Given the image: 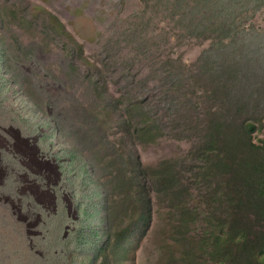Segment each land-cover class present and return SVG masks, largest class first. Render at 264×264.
Segmentation results:
<instances>
[{
    "label": "rangeland",
    "instance_id": "obj_1",
    "mask_svg": "<svg viewBox=\"0 0 264 264\" xmlns=\"http://www.w3.org/2000/svg\"><path fill=\"white\" fill-rule=\"evenodd\" d=\"M214 14L236 16L220 48L184 24ZM213 117L226 135L264 140V0H0V264H158L169 214L198 239L233 191L212 167ZM144 121L153 141L136 133ZM168 167L191 186L156 185ZM40 175L68 215L35 201ZM124 231L136 236L114 246ZM183 254L173 263L213 264Z\"/></svg>",
    "mask_w": 264,
    "mask_h": 264
},
{
    "label": "trees",
    "instance_id": "obj_2",
    "mask_svg": "<svg viewBox=\"0 0 264 264\" xmlns=\"http://www.w3.org/2000/svg\"><path fill=\"white\" fill-rule=\"evenodd\" d=\"M235 18V15L226 14L224 18L217 17L216 19V14H214L213 20L208 26L192 19L184 24L188 32L197 29L196 36H203L204 33H207L211 37L213 34V39L216 40V45L220 48L223 39L234 38L238 33L235 23L233 26H226L227 21L231 19L234 22ZM50 19L52 23H55L52 17ZM254 128L252 123H246L242 129L249 138L250 132ZM221 129H223V124L213 117L214 136L207 142L214 151L213 169L219 173L222 169L226 185L231 183L233 186L232 196L224 195L229 208L220 215L213 213L212 216L211 214L202 233H197L200 236L198 239L191 233L193 229L186 221L175 223L169 214L168 220L165 221L169 230L166 232L164 228L161 233L163 245L168 250L165 256L158 261V264H174V258L177 257L181 262H185L183 252L187 249H190L197 259L208 254L213 259V264H264V140H260L259 144L252 143V140H243L237 130L235 133L231 132L226 135ZM135 130L137 134H141L145 142L153 141L155 138V135L150 133L151 128L145 121L138 124ZM218 138H220V142H218ZM193 156L198 160H203L201 158L207 157L208 152L206 148H198L194 151ZM236 168L239 169L236 170ZM207 169L206 172L203 167L198 170L203 175L205 183H207L209 172ZM238 173L239 176H237ZM243 173L244 175L241 176ZM154 178L155 184H160L164 190L168 187L191 186L187 182H180L179 173L170 167H168L166 179L158 175ZM174 190L176 193L177 191L179 194L181 193L180 188ZM169 213H172V210ZM171 220L174 224L170 223ZM190 224L194 226L193 217L190 219ZM114 236H116V241L113 245L120 244V247L135 237L136 233L126 234L124 231L122 234L117 232ZM179 242L184 245L181 250L176 245ZM129 249L132 250V248ZM122 250L124 251L120 252V256L127 251ZM176 251L177 253H175ZM98 252H103V247ZM173 255L176 257L173 258Z\"/></svg>",
    "mask_w": 264,
    "mask_h": 264
},
{
    "label": "bare ground",
    "instance_id": "obj_3",
    "mask_svg": "<svg viewBox=\"0 0 264 264\" xmlns=\"http://www.w3.org/2000/svg\"><path fill=\"white\" fill-rule=\"evenodd\" d=\"M28 141V140H27ZM16 142V141H15ZM24 142V141H23ZM26 142V141H25ZM9 143V142H8ZM27 145V144H26ZM14 147V146H13ZM15 148V147H14ZM30 148V147H29ZM5 149V148H4ZM34 150V149H33ZM7 151V150H6ZM10 151V150H9ZM41 151V150H40ZM40 153V152H39ZM16 155V154H15ZM31 155V154H30ZM17 156V155H16ZM14 158V157H13ZM30 158V157H29ZM37 158V157H36ZM1 159V158H0ZM44 159V158H43ZM2 160H4V159H2ZM8 160V159H7ZM39 160V159H38ZM9 161V160H8ZM41 161V160H40ZM40 161H37V164L39 165V166H43V164L40 162ZM5 161H3V163H4ZM33 162V161H32ZM48 163V162H47ZM50 163V162H49ZM11 164H12V162H11ZM34 164V163H33ZM47 165V164H46ZM8 166H9V164H8ZM5 167V166H4ZM15 167V166H14ZM14 167H13V169H14ZM44 167V166H43ZM10 168H11V166H10ZM41 168V167H40ZM40 168H39V171H40ZM46 168V167H45ZM18 169V168H17ZM17 169L15 170V171H17ZM24 169V168H23ZM22 170V169H21ZM32 170V169H31ZM4 171V170H3ZM38 171V172H39ZM10 172V171H9ZM20 172V171H19ZM22 172V171H21ZM3 174H4V172H2ZM7 174V171L5 172V175ZM8 174H10V173H8ZM27 174V173H26ZM39 174V173H38ZM41 174V173H40ZM15 175V174H14ZM14 175H12V176H14ZM28 175V174H27ZM37 175V174H36ZM16 176V175H15ZM24 176H26V175H24ZM35 176V175H34ZM39 176V175H38ZM58 177V176H57ZM28 178V177H27ZM26 178V179H27ZM40 178H41V180H40V182H33L32 184V186L31 187H34V189H35V191H36V193H39L40 195H41V197L43 198V199H37L36 198V202L39 204L40 203V208L42 209H44V210H46V212H51V213H49V214H53L54 215V217L55 216H58V215H62V213H63V210H62V207H66V208H64V209H66V211H64V214L66 213V215H68V210H69V207L71 206V203L68 205V208H67V206L66 205H64V204H61V202L63 201V197H62V195H60V196H58L57 195V193H56V191L58 192V190H56V183H53V185H51V180H50V182H49V180H48V178H47V176H46V180L44 179V178H42L41 177V175H40ZM39 178V179H40ZM4 179H5V177H4ZM31 179V178H30ZM34 180V179H33ZM57 180V179H56ZM26 181H28V180H26ZM1 182V181H0ZM31 182V181H30ZM28 184V183H27ZM3 185H5V183H0V186H3ZM6 186H8V185H6ZM10 186V185H9ZM12 186V185H11ZM24 186H27V187H30V185L28 186V185H24ZM55 186V187H54ZM14 187H15V185H14ZM5 189V188H4ZM57 189H58V187H57ZM61 189V188H60ZM10 190V189H9ZM61 192H62V189H61ZM63 193V192H62ZM24 195V194H23ZM48 196L50 197L49 199H48ZM2 197V196H1ZM0 197V198H1ZM5 197V196H4ZM3 197V198H4ZM9 197V196H8ZM2 200V199H1ZM10 200V199H9ZM61 200V201H60ZM67 200V199H66ZM23 201V200H22ZM35 201H33V202H35ZM7 202V201H6ZM20 202V201H19ZM32 202V203H33ZM21 203V202H20ZM64 203V202H63ZM9 204V203H8ZM16 204V203H15ZM28 205V208H30L31 209V213L33 214V210H32V208L34 207V205H31V203H27ZM34 204V203H33ZM37 204V205H38ZM67 204V203H66ZM23 205H25V204H23ZM30 205H31V207H30ZM36 205V204H35ZM64 205V206H63ZM13 206H15V205H13ZM26 207V206H25ZM23 208V207H22ZM39 208V211L41 210ZM16 209V208H15ZM42 209V210H43ZM71 209V208H70ZM77 209V208H76ZM25 210H26V208H25ZM37 210V209H36ZM61 210V211H60ZM74 210V209H73ZM38 211V210H37ZM59 211L61 212V214L59 213ZM24 212V211H23ZM29 213H30V211H28ZM41 212V211H40ZM45 212V213H46ZM25 213V212H24ZM59 213V214H58ZM74 213L76 214V210L74 211ZM27 214V213H26ZM34 214H36V213H34ZM20 215V214H19ZM30 215V214H29ZM65 215V216H66ZM39 216V215H38ZM42 216V215H41ZM59 216V217H60ZM23 217V216H22ZM27 217V216H26ZM32 218H33V216H31ZM30 217V218H31ZM53 217V216H52ZM53 217V218H54ZM62 217V216H61ZM75 217H77V216H75ZM24 218H25V216H24ZM31 218V219H32ZM28 219V218H27ZM39 219V218H38ZM46 219H47V217H46ZM54 219H56V218H54ZM63 219V218H62ZM28 220H30V219H28ZM33 220V219H32ZM35 220V219H34ZM46 221V220H45ZM59 220H57V222H58ZM63 221V220H62ZM74 221V220H73ZM24 222V221H23ZM26 222V221H25ZM35 222V221H34ZM42 222V221H41ZM53 222V221H52ZM27 223V222H26ZM32 223V222H31ZM39 223H40V221H39ZM42 223H45L44 221L42 222ZM59 223H61V219H60V221H59ZM28 224V223H27ZM31 225V224H30ZM36 225V224H35ZM41 225V224H40ZM32 226V225H31ZM36 226H38V225H36ZM30 227V226H29ZM66 227V230H64V232H63V239H65L64 237H65V234H66V232L68 233V234H70V236L72 237L73 236V234H74V229H75V227H71L70 229H68L67 227L68 226H65ZM58 228V227H57ZM60 228V227H59ZM35 229V228H34ZM62 230V231H63ZM74 231V232H73ZM30 234V233H29ZM68 234H67V236H68ZM38 235V234H37ZM66 236V237H67ZM70 239V238H69ZM67 241V240H66Z\"/></svg>",
    "mask_w": 264,
    "mask_h": 264
}]
</instances>
